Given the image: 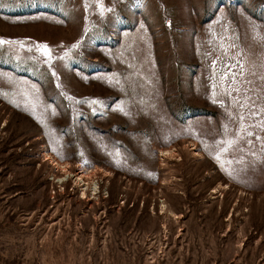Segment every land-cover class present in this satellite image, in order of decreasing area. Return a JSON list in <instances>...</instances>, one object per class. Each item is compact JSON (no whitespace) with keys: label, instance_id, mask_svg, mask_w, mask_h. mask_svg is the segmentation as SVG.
Listing matches in <instances>:
<instances>
[{"label":"rangeland","instance_id":"374dc122","mask_svg":"<svg viewBox=\"0 0 264 264\" xmlns=\"http://www.w3.org/2000/svg\"><path fill=\"white\" fill-rule=\"evenodd\" d=\"M0 41V264H264V0H0Z\"/></svg>","mask_w":264,"mask_h":264},{"label":"bare ground","instance_id":"6f19581e","mask_svg":"<svg viewBox=\"0 0 264 264\" xmlns=\"http://www.w3.org/2000/svg\"><path fill=\"white\" fill-rule=\"evenodd\" d=\"M170 150H171V149H170ZM170 150H164V151H162V153H163V154H164V153L169 154ZM166 154H165V155H166ZM46 156H47V157L49 158V160L55 165V167H56V166L61 167V168L64 170V172H68V171H67L68 164H61L60 162H58L57 160H55L53 157H51V155H49V154H46ZM95 171H96V169H92V170H87V169H85V170H81L80 173L77 174V176H74V178H75L74 181H75V182H76V181H81L82 183H84L83 186H87L86 183L84 182V180L90 179ZM102 173H103V172H102ZM69 175H70V174H66V176H68V177H69ZM66 176H64V177H66ZM93 177H94V176H93ZM61 181H62V180H61ZM64 181H65V180H64ZM66 181H67V180H66ZM76 184H77V183H76ZM96 185H97V184H96ZM96 185H93V188H94V189L97 188ZM98 188H99V187H98ZM96 190H97V189H96Z\"/></svg>","mask_w":264,"mask_h":264},{"label":"snow or ice","instance_id":"6c2138e0","mask_svg":"<svg viewBox=\"0 0 264 264\" xmlns=\"http://www.w3.org/2000/svg\"><path fill=\"white\" fill-rule=\"evenodd\" d=\"M0 43H3V41H0ZM43 51H44L45 55H47L49 58H51V55H50L49 50L47 49V46H44Z\"/></svg>","mask_w":264,"mask_h":264}]
</instances>
